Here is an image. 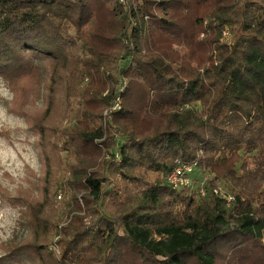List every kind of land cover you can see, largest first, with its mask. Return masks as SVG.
Returning a JSON list of instances; mask_svg holds the SVG:
<instances>
[{"label":"trees","instance_id":"1","mask_svg":"<svg viewBox=\"0 0 264 264\" xmlns=\"http://www.w3.org/2000/svg\"><path fill=\"white\" fill-rule=\"evenodd\" d=\"M0 76L43 165L16 194L31 235L8 261L264 264V3L0 0ZM177 159L233 205L172 190Z\"/></svg>","mask_w":264,"mask_h":264},{"label":"rangeland","instance_id":"2","mask_svg":"<svg viewBox=\"0 0 264 264\" xmlns=\"http://www.w3.org/2000/svg\"><path fill=\"white\" fill-rule=\"evenodd\" d=\"M248 1L264 3V0ZM158 13L160 12L158 11ZM170 21V26L172 27V30H174L179 26L178 22L181 21V18L173 17L171 15ZM180 24L183 25L184 23L180 22ZM227 31L229 36H224L225 40L230 38V32L229 30ZM77 44L80 46L81 43L78 42ZM13 100V92L9 85L0 76V112L3 113L2 117H0V189L3 190V194L0 193V264H33L25 257H20L16 263H11L6 259L4 253V246L10 243H20L23 240L28 239L31 235L25 218L22 216V209L17 206L18 203L16 202L15 197L19 188H29L30 183L34 184L35 189H37L39 186L38 180L42 177L43 172V165L36 147V137L29 131L24 119L9 112L8 108ZM120 103L119 100H116L114 107L116 104L119 105ZM39 106H42V102L39 103ZM74 107L75 109L79 107V103L76 102V100L74 101ZM109 118L111 119L112 117L110 111L107 110L103 114L102 124L104 126L108 124ZM75 126V114L72 113L64 119L63 127L68 128ZM62 154L63 156H66V153ZM69 174L70 173H66L64 176L68 177ZM64 176L61 171L60 179ZM194 178L195 185L198 186L202 183L204 178L209 179V176H203V174L196 172ZM62 194L61 187H59L55 199L57 206L55 215L59 220L64 222L68 215H70L68 213L72 205L68 199L63 201ZM232 225L233 223L226 222L224 227ZM51 248L57 250L53 245H51Z\"/></svg>","mask_w":264,"mask_h":264},{"label":"built area","instance_id":"3","mask_svg":"<svg viewBox=\"0 0 264 264\" xmlns=\"http://www.w3.org/2000/svg\"><path fill=\"white\" fill-rule=\"evenodd\" d=\"M122 6L127 9H131L143 2L144 0H119ZM225 37L229 36L228 31L224 33ZM123 91V88L120 90ZM118 108V104L114 107V109ZM195 168L193 165H189L184 163L181 159L176 160V166L174 170L168 175L167 182L169 186L174 191H181L184 189H192L195 190L197 196L200 198H207L209 195L217 197L223 200L227 207H231L235 201V195L226 187L221 184H217L212 189L206 188L208 178H204L200 185H195Z\"/></svg>","mask_w":264,"mask_h":264},{"label":"clouds","instance_id":"4","mask_svg":"<svg viewBox=\"0 0 264 264\" xmlns=\"http://www.w3.org/2000/svg\"><path fill=\"white\" fill-rule=\"evenodd\" d=\"M2 115H3V113H2V112H0V117H2Z\"/></svg>","mask_w":264,"mask_h":264}]
</instances>
